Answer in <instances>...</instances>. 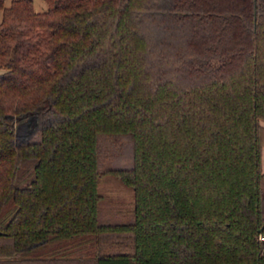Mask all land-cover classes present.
<instances>
[{"label": "trees", "instance_id": "16d2710c", "mask_svg": "<svg viewBox=\"0 0 264 264\" xmlns=\"http://www.w3.org/2000/svg\"><path fill=\"white\" fill-rule=\"evenodd\" d=\"M44 1L0 0V264H264V0Z\"/></svg>", "mask_w": 264, "mask_h": 264}, {"label": "rangeland", "instance_id": "374dc122", "mask_svg": "<svg viewBox=\"0 0 264 264\" xmlns=\"http://www.w3.org/2000/svg\"><path fill=\"white\" fill-rule=\"evenodd\" d=\"M11 0H4V3L6 6H8L10 3ZM32 2H34V6H35V9L37 11H44L45 8L47 7V3L44 1V0H32ZM3 71V68L0 67V72ZM261 123L264 124V122L262 121ZM262 165L264 166V160H263V163ZM107 187L111 190L115 189V190H118L117 187H115L114 184H109L107 185Z\"/></svg>", "mask_w": 264, "mask_h": 264}, {"label": "crops", "instance_id": "0c3cea01", "mask_svg": "<svg viewBox=\"0 0 264 264\" xmlns=\"http://www.w3.org/2000/svg\"><path fill=\"white\" fill-rule=\"evenodd\" d=\"M262 122V121H261ZM264 122V121H263ZM263 124V123H262ZM263 126H264V124H263ZM261 155H262V160H261V164L263 163V160H264V147H263V149H262V153H261ZM262 168L264 169V166L262 165Z\"/></svg>", "mask_w": 264, "mask_h": 264}, {"label": "built area", "instance_id": "2783aa9c", "mask_svg": "<svg viewBox=\"0 0 264 264\" xmlns=\"http://www.w3.org/2000/svg\"><path fill=\"white\" fill-rule=\"evenodd\" d=\"M260 238H263V236H262V235H260Z\"/></svg>", "mask_w": 264, "mask_h": 264}, {"label": "water", "instance_id": "95a60500", "mask_svg": "<svg viewBox=\"0 0 264 264\" xmlns=\"http://www.w3.org/2000/svg\"><path fill=\"white\" fill-rule=\"evenodd\" d=\"M3 233L2 231H0V234Z\"/></svg>", "mask_w": 264, "mask_h": 264}]
</instances>
